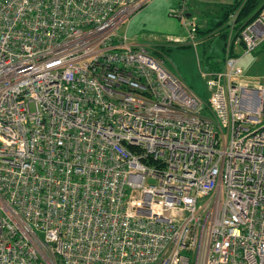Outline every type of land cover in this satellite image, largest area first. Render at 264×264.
I'll return each instance as SVG.
<instances>
[{"label": "built area", "instance_id": "built-area-1", "mask_svg": "<svg viewBox=\"0 0 264 264\" xmlns=\"http://www.w3.org/2000/svg\"><path fill=\"white\" fill-rule=\"evenodd\" d=\"M148 1L0 0V264H264V0L206 102L118 34Z\"/></svg>", "mask_w": 264, "mask_h": 264}, {"label": "rangeland", "instance_id": "rangeland-1", "mask_svg": "<svg viewBox=\"0 0 264 264\" xmlns=\"http://www.w3.org/2000/svg\"><path fill=\"white\" fill-rule=\"evenodd\" d=\"M263 1V0H261ZM208 11L204 15L197 14V24L199 27L204 28V24L201 22L203 19L209 20L210 27H214L217 22L218 5L209 3ZM147 25L149 30H156L155 27L161 23V19L156 18L150 20ZM185 37L175 38L173 35L165 36L158 35L155 37L148 31L139 35V40H144L146 43L158 40L161 44L170 45V50L163 55L166 67L177 74L181 80L200 98L203 102H206L209 96V91L206 86L205 78L202 77L201 71L210 70L214 64L218 66L224 65V45L227 43V37L225 40L217 36L219 29L209 31L206 33L197 34V45L179 47L176 46L183 43H189L187 37L186 28L182 25ZM118 34L122 32V27L118 28ZM123 33V32H122ZM123 35H125L123 33ZM157 36V34H155ZM126 36V35H125ZM127 37V36H126ZM138 37V38H139ZM176 41V42H175ZM176 43V45H174ZM237 53L242 54V49L237 47ZM240 67L242 69V79L240 82L246 85H258L264 84V46L257 50L246 54L240 61Z\"/></svg>", "mask_w": 264, "mask_h": 264}, {"label": "crops", "instance_id": "crops-1", "mask_svg": "<svg viewBox=\"0 0 264 264\" xmlns=\"http://www.w3.org/2000/svg\"><path fill=\"white\" fill-rule=\"evenodd\" d=\"M233 1L234 0H189V12L197 18L196 13H198V15L202 13L205 15L207 13L209 3L229 4ZM176 4L177 0H149L144 7L130 16L120 26L122 27V32L127 36L131 43H139L143 45L153 44L155 46L156 44L161 43L158 42V40L149 43H146L144 40H139L140 42H137L138 39H140L139 35L148 31V33H151L155 37H158V35H173L175 38L185 37L182 22L172 15L176 8ZM156 18L161 19V23L155 27L156 30H159L158 32L155 30H149V27L147 26L151 22L150 20ZM201 22L205 27L209 25L208 19H203ZM122 32L120 34H123ZM155 34H157V36ZM220 67L222 68L223 66Z\"/></svg>", "mask_w": 264, "mask_h": 264}, {"label": "trees", "instance_id": "trees-1", "mask_svg": "<svg viewBox=\"0 0 264 264\" xmlns=\"http://www.w3.org/2000/svg\"><path fill=\"white\" fill-rule=\"evenodd\" d=\"M261 3H262L261 0H234L232 3H229V4H217L218 5V15H217L218 19H217V22L215 23V26L214 27L207 26L204 29L199 27L198 32L206 33L209 31H214L216 29H219L217 36L225 40L227 36V30H226L225 24H226L229 14L234 13L235 11H238L235 20L237 22L239 21L248 22L253 18L255 11L257 10L258 6ZM177 44L178 45L174 43V45L179 46V47H185V46L190 45V43H183V44L177 43ZM153 47H154L153 54L157 56H163L166 54V52L170 50V45H165V44H156V46L154 45ZM218 65L214 64V66H211L210 70L218 71L222 69Z\"/></svg>", "mask_w": 264, "mask_h": 264}]
</instances>
